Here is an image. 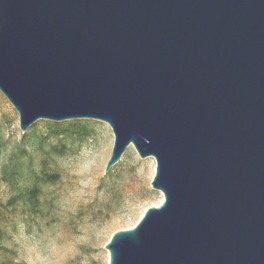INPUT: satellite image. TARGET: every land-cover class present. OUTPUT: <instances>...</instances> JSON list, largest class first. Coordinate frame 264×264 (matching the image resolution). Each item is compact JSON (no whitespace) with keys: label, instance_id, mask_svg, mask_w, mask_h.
<instances>
[{"label":"water","instance_id":"water-1","mask_svg":"<svg viewBox=\"0 0 264 264\" xmlns=\"http://www.w3.org/2000/svg\"><path fill=\"white\" fill-rule=\"evenodd\" d=\"M0 91L25 132L107 123L164 201L110 264H264V0H0Z\"/></svg>","mask_w":264,"mask_h":264},{"label":"rangeland","instance_id":"rangeland-1","mask_svg":"<svg viewBox=\"0 0 264 264\" xmlns=\"http://www.w3.org/2000/svg\"><path fill=\"white\" fill-rule=\"evenodd\" d=\"M114 139L107 123L90 119L39 120L22 132L0 91V264H110L112 237L164 201L151 186L155 159L133 145L106 170ZM8 165L20 167L13 185L3 181ZM36 183L34 202L27 193Z\"/></svg>","mask_w":264,"mask_h":264},{"label":"trees","instance_id":"trees-1","mask_svg":"<svg viewBox=\"0 0 264 264\" xmlns=\"http://www.w3.org/2000/svg\"><path fill=\"white\" fill-rule=\"evenodd\" d=\"M11 165V164H10ZM14 164H12L13 166ZM9 168V165L4 168V174H3V181L6 183H9L10 185H13L14 182L20 177V167L19 165H15L13 170L9 173L7 170ZM44 182H53L54 180L52 179V176L47 175L46 173L44 174V177L42 176L41 178ZM40 187L36 183L29 191H28V197L31 201L36 202L37 199L39 198L40 195Z\"/></svg>","mask_w":264,"mask_h":264}]
</instances>
